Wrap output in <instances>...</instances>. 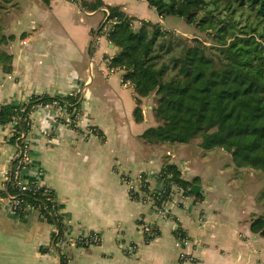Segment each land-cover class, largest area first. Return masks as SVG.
<instances>
[{"label":"crops","instance_id":"obj_1","mask_svg":"<svg viewBox=\"0 0 264 264\" xmlns=\"http://www.w3.org/2000/svg\"><path fill=\"white\" fill-rule=\"evenodd\" d=\"M102 1L109 5V0ZM114 1L113 7L138 21L165 28V18L144 0ZM33 2L17 0L0 11V22H5L1 34L16 37L0 47L13 57L12 73L0 67V104L81 92L86 119L82 129L72 127L66 114L59 120L51 111L32 116V166L26 180L53 190L69 238L100 236L99 245L64 248L68 264H181L182 253L192 258L185 264H264V237L251 231L252 221L264 217V190L254 191L252 181L264 183V174L237 168L232 174L211 166L183 173L189 160L177 156L174 144L149 145L142 139L147 129L157 125L152 115L154 97L145 100L144 118L138 123L134 88L123 83L121 72L107 75L105 59L115 57L118 49L106 36L95 40L87 28L75 27L72 32L65 25L82 1L52 0L47 6L41 0L43 7ZM20 4L23 9L18 11ZM35 24L40 27L36 34ZM172 27L165 29H177ZM90 48L98 51L102 62L103 79L98 77L97 85L93 60L81 69ZM10 134V126L0 125V193L6 190L17 156L16 146L8 141ZM167 161L180 167L185 180L199 177L201 190L197 195L175 193L167 205L168 218L163 219L152 206L132 199L125 179L151 174V191L156 188L154 177ZM3 197L0 264H59L48 218L35 209L14 214ZM151 228L158 236L146 240ZM178 229L185 235L183 241L175 234Z\"/></svg>","mask_w":264,"mask_h":264},{"label":"trees","instance_id":"obj_2","mask_svg":"<svg viewBox=\"0 0 264 264\" xmlns=\"http://www.w3.org/2000/svg\"><path fill=\"white\" fill-rule=\"evenodd\" d=\"M16 1L0 0V11ZM42 1L50 6L52 0ZM144 1L162 19L178 17L206 33L212 44L198 38L185 39L151 21H138L119 6L106 7L102 0L89 4L90 12L101 8L108 11L103 12L105 20L98 36H106L118 49L115 57L105 60L109 69L121 72L123 81L134 88L136 122L143 121L145 100L154 97L152 115L157 125L145 131L143 141L149 145H187L200 139L199 146L205 151L220 149L229 153L238 170L252 169L264 174V0ZM81 4L85 6L83 1ZM108 23L111 25L105 30ZM15 39L3 34L0 44ZM12 64L13 57L0 50L3 71L12 73ZM55 101L65 107L71 124L77 115L83 114L81 93L33 96L24 104H0V125L12 127L8 141L16 146L17 156L20 149L31 144L33 108ZM17 156L11 179L0 195L23 196L29 203L42 207L44 216L57 226L52 243L59 254V264H68L67 255L58 248V243L69 239L67 229L61 215L58 222L49 215V199L55 198L54 192L21 193L12 178ZM154 179L156 188L151 187L152 192L151 182H143L145 187L140 192L155 195V211L177 193L171 186L182 189L186 196L192 195V188L200 183L199 177L185 180L180 167L169 161ZM139 197L142 195L137 193L132 198ZM251 231L264 237L263 216L252 221ZM175 234L179 240L185 239L181 229ZM157 236V231L151 228L146 240Z\"/></svg>","mask_w":264,"mask_h":264},{"label":"rangeland","instance_id":"obj_3","mask_svg":"<svg viewBox=\"0 0 264 264\" xmlns=\"http://www.w3.org/2000/svg\"><path fill=\"white\" fill-rule=\"evenodd\" d=\"M83 1L85 6L83 7L82 5L80 6V8H75L74 10V15H71L72 17H68V20L65 22L66 26L68 29H70L72 32H75V27L76 28H82V29H88V34L91 36L92 38L93 36L96 35V33L98 32L100 25L102 24V22L105 20V14L99 10L95 11L94 13H92V15L87 14L85 11H90V6L89 4H93L95 3L97 0H78V2ZM109 5L107 7H113L112 4H115L114 0H109ZM35 5L39 4L43 7V4L41 2V0H36V2H33ZM16 4V3H15ZM138 4L140 5L139 8H146L147 10H145L144 12H146V14H149V9L147 7H145L144 5H142L141 2H138ZM12 7V6H9ZM18 8V11L22 10L23 5H17L16 6ZM79 12H76V11ZM18 11L16 13H18ZM5 25V22H0V41H1V33H2V25ZM7 24V23H6ZM111 25V23H108V25L105 27V30H107L109 28V26ZM165 28H177L174 32L185 38V39H192V38H198L204 42H206L208 45L212 44L211 39L207 36L206 33L201 32L200 30H198L196 27L188 25L183 19L178 18V17H166L165 18ZM34 29H33V33L36 34V30H39L40 27H37L36 24L34 25ZM66 28V30H68ZM164 28V29H165ZM4 34V33H3ZM102 37V35L100 36ZM5 45V43L0 44V47ZM5 51V50H3ZM93 60L95 67L93 69V77L96 78L95 81V85H97V79L102 78L101 73H100V66L102 64L101 60L99 59V54L98 51L93 52L92 49H88V51L86 50L85 52V63H82L81 65V69L84 70L86 67L89 66V62ZM103 79V78H102ZM95 86H93L94 88ZM200 143V139L195 140L194 142H192L189 145H180V144H174L175 147V153L177 154V156H183V158H186L187 160H189V164L186 165V169L183 170V173H193L196 172L198 170H205V168L207 167H213L215 170H229L230 173L234 174L236 172V167L232 166L233 162H232V157L229 153L220 150V149H215V150H211V151H205L202 148H200L199 146ZM171 147V146H168ZM170 149V148H169ZM223 166V167H222ZM231 166V167H230ZM260 173V172H259ZM245 183L248 182V180H244ZM250 183V182H249ZM252 184L254 185V191H258V190H264L263 186L264 183L260 180H253ZM252 185H249V187H251ZM263 199V196L261 197Z\"/></svg>","mask_w":264,"mask_h":264},{"label":"built area","instance_id":"obj_4","mask_svg":"<svg viewBox=\"0 0 264 264\" xmlns=\"http://www.w3.org/2000/svg\"><path fill=\"white\" fill-rule=\"evenodd\" d=\"M73 1V0H71ZM106 12L108 13V11L106 10ZM107 64V61H106ZM108 74H113L116 71L111 70L108 68L107 70ZM123 80V78H122ZM124 84H128L125 83L123 81ZM79 92L74 93L75 95H78ZM43 111H51V115H53L56 119L59 120V118H63L65 115V107H63L59 102L55 101L53 103H48V104H38L33 108V113L31 114V118L35 113L38 112H43ZM53 117V118H54ZM85 117L83 114H79L77 115L76 119L72 122L74 128H83L84 127V123H85ZM31 132L32 133V122H31ZM11 127V126H10ZM11 131H12V127H11ZM11 135V134H10ZM32 135V134H30ZM30 143L25 145L22 149H20V152L18 153V161H17V165H16V169L14 171L13 174V181L16 183V185L19 187L20 192L23 194H27V193H33L36 194L38 191H41L42 194L44 195H52L53 194V190L51 188L48 187H42L39 185H30L29 183H27L26 180H24V176L27 175L31 169L32 166V160H31V155H30ZM153 175L151 174H141L138 176V178L136 180H127L125 179V182L127 183V185L129 186V192H130V196L133 197V195L139 193V195H142V197H139L138 200L141 201L144 204H147L149 206H155V201L157 200L155 195L151 192L146 193L144 195V193L140 192L142 188H144L145 186L142 185L143 182H152L153 180ZM11 179V177H10ZM10 179L8 181H10ZM171 189H173L176 192L179 193H183L184 191L182 189H178L176 187L171 186ZM144 195V196H143ZM133 199V198H132ZM1 201H7L10 204V208L11 211L14 214H24L27 211L31 210V209H35L38 210L40 212H42V207L40 205H35L34 203H29L25 197L23 196H6L1 198ZM50 203H51V209H50V216L52 218H54L55 222L60 221V212L59 209L57 207V201L56 199L53 197H51L49 199ZM170 201V200H169ZM169 201L165 202L161 208H159L157 210L158 215L163 218V219H167L168 218V203ZM43 213V212H42ZM53 228H54V232L57 231V226L56 224H52ZM146 231L149 232V229L146 228ZM101 242V238L98 234H92L89 235L87 237H79V238H69L66 241H62L60 243H58V248L60 250H63L64 248H67L68 246H91V245H99ZM190 258L188 256V254L186 253H182L180 255V260H181V264H185L186 262L190 261Z\"/></svg>","mask_w":264,"mask_h":264},{"label":"water","instance_id":"obj_5","mask_svg":"<svg viewBox=\"0 0 264 264\" xmlns=\"http://www.w3.org/2000/svg\"><path fill=\"white\" fill-rule=\"evenodd\" d=\"M97 36H98V32H97L96 35H95V40L97 39ZM111 47L113 48L114 46L111 45ZM200 190H201V187H200V186H197V185H195V186L192 188V192H193L195 195H197L198 192H199Z\"/></svg>","mask_w":264,"mask_h":264}]
</instances>
